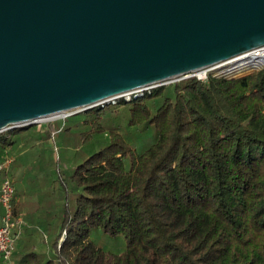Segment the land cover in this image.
I'll list each match as a JSON object with an SVG mask.
<instances>
[{
  "label": "trees",
  "instance_id": "obj_1",
  "mask_svg": "<svg viewBox=\"0 0 264 264\" xmlns=\"http://www.w3.org/2000/svg\"><path fill=\"white\" fill-rule=\"evenodd\" d=\"M121 107L129 127L154 130L142 153L105 132ZM80 116L107 143L60 179L50 256L31 253L33 264H264V68L183 79ZM28 128L0 133V149ZM94 232L123 237L124 250H104Z\"/></svg>",
  "mask_w": 264,
  "mask_h": 264
},
{
  "label": "water",
  "instance_id": "obj_2",
  "mask_svg": "<svg viewBox=\"0 0 264 264\" xmlns=\"http://www.w3.org/2000/svg\"><path fill=\"white\" fill-rule=\"evenodd\" d=\"M264 47V0H0V133Z\"/></svg>",
  "mask_w": 264,
  "mask_h": 264
},
{
  "label": "rangeland",
  "instance_id": "obj_3",
  "mask_svg": "<svg viewBox=\"0 0 264 264\" xmlns=\"http://www.w3.org/2000/svg\"><path fill=\"white\" fill-rule=\"evenodd\" d=\"M191 77V74L177 77L165 82V85ZM152 88L155 86L149 89ZM108 105L114 104H105L101 108ZM83 112L60 114V116L32 124L28 126L29 128L27 127L28 129L20 132L21 137L12 145V148L0 149V164L5 160H10L6 172L16 189V204L22 202L24 211L28 210L29 213L27 217H22L24 219L22 220V234L20 240L16 241L13 263L19 245H22V248L34 246L40 255L47 252L46 257L50 256L46 225L40 217L43 215L45 218L43 212L46 209L52 210L58 202V197L63 192L60 179L67 183V176L71 174L73 168L86 156L107 143V137L104 134L96 135L91 132V125H79L83 120L80 116ZM104 117L102 124L106 127L105 132L108 133L110 129L116 128L138 153L145 151L155 141L154 130L151 126L132 128L127 125V113L122 107L117 113L111 116L106 113ZM66 119L67 121H64ZM52 124L57 130L55 135L50 129ZM82 132L87 135L86 139H80ZM2 156L3 161H1ZM5 176V173H0V185ZM34 209H37V212L32 213ZM53 219L55 220V217ZM92 238L106 251L120 253L124 250V239L121 236L111 237L94 232ZM26 263L30 264L29 261Z\"/></svg>",
  "mask_w": 264,
  "mask_h": 264
},
{
  "label": "built area",
  "instance_id": "obj_4",
  "mask_svg": "<svg viewBox=\"0 0 264 264\" xmlns=\"http://www.w3.org/2000/svg\"><path fill=\"white\" fill-rule=\"evenodd\" d=\"M262 54H264V47L247 52L224 63L201 69L192 73L191 76L199 81H206L209 75L234 78L246 72L264 68V56ZM148 89L126 94L121 98H112L106 104H115L119 99L130 101L132 98L142 96L143 92ZM9 164L10 160H5L0 164V173L6 174L0 185V207L3 210L0 218V264H13L12 257L16 241L22 234L23 225L21 217L15 211V187L6 172Z\"/></svg>",
  "mask_w": 264,
  "mask_h": 264
},
{
  "label": "crops",
  "instance_id": "obj_5",
  "mask_svg": "<svg viewBox=\"0 0 264 264\" xmlns=\"http://www.w3.org/2000/svg\"><path fill=\"white\" fill-rule=\"evenodd\" d=\"M15 191H16V189H15ZM15 204H16V202H15ZM19 204H20L19 205V212H17V214L21 218L22 217H24V218L27 217L29 215L28 210H25L24 211V208H23V205H22L23 203L22 202H20ZM2 212H3V210L0 207V218L2 216ZM33 212H37V209H34L32 211V213ZM43 214H45V218L42 215L40 217V219L43 218L42 220H43V223H45V225L47 223H53L54 222V219H53L54 217H53L52 210L46 209L43 212ZM22 220H24V219L22 218ZM45 229H46V227H45ZM46 230H47V233H48L49 242H51V239L54 237L55 232H53L52 230H48V229H46ZM23 235H24V232H23ZM18 240H20V238ZM18 240H17V242H18ZM31 253H35V254H37L39 256H47L46 255L47 252H45L46 254L43 253L44 255H40L39 252H38V250L34 246H29L28 248H26V247L22 248V245L21 246L19 245V248L17 247V251L15 253L16 254L15 259H14L15 262L13 264H20L21 261L24 260V259H25L24 260L25 261V264H27L26 262H28V261L30 262V264H33L34 262L32 261L33 259H32Z\"/></svg>",
  "mask_w": 264,
  "mask_h": 264
},
{
  "label": "bare ground",
  "instance_id": "obj_6",
  "mask_svg": "<svg viewBox=\"0 0 264 264\" xmlns=\"http://www.w3.org/2000/svg\"><path fill=\"white\" fill-rule=\"evenodd\" d=\"M263 56H264V54H262ZM218 67H220V66H218ZM63 115V114H62ZM65 115V114H64ZM57 116H60V115H53V116H50V117H48V118H46V119H49V118H52V117H57ZM42 120H44V119H42Z\"/></svg>",
  "mask_w": 264,
  "mask_h": 264
}]
</instances>
